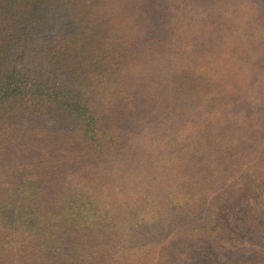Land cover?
<instances>
[{"label":"trees","instance_id":"1","mask_svg":"<svg viewBox=\"0 0 264 264\" xmlns=\"http://www.w3.org/2000/svg\"><path fill=\"white\" fill-rule=\"evenodd\" d=\"M167 1L0 0V264H264V39L187 57Z\"/></svg>","mask_w":264,"mask_h":264},{"label":"rangeland","instance_id":"2","mask_svg":"<svg viewBox=\"0 0 264 264\" xmlns=\"http://www.w3.org/2000/svg\"><path fill=\"white\" fill-rule=\"evenodd\" d=\"M212 1L215 3L210 5V0L209 5L207 4V6L205 7H201L200 5H198L197 0L167 1L171 9V17L167 27V32L173 31V33H175V35L177 36L175 37V45L173 44L172 47H182V51L186 50L188 52L187 57H190V54L192 52L194 54L198 50H204L207 52L217 50L219 47H222L225 39L226 41L231 42L230 48L234 49L236 47V49H241V47H243L248 51V54H252L256 50L261 49L259 48V41L264 39V35L263 37H261L262 22L258 21L257 19L258 5L254 0ZM263 50L261 49L259 52L262 53ZM173 51L169 55L165 56L166 58L164 61L174 62L177 59L175 58V54H172ZM247 59L250 60V58ZM188 63L193 64V61L190 59L188 60ZM161 64L163 63L154 64L152 75L149 78L151 80H148L147 83V88L149 89L147 91L144 89L147 94L150 93L151 88H157V86L159 85V78L156 77L159 76L157 73L160 71V69L164 67L163 66L161 68ZM195 65L199 66V63L194 64V66ZM186 66L188 67L192 65L187 64ZM244 67L248 69L247 66ZM228 68L229 66L224 67L222 66V64L210 66L211 70L217 71L218 76L225 78H227L229 75L228 73H226ZM263 76L264 75L260 74L257 78H255L259 79L258 84H263V81H261V78H263ZM240 77L245 78V75ZM251 94H253V92H251ZM244 95L246 97H243H245V99L247 100L241 101L238 106L234 105V107L230 109L233 111L234 115L239 117L238 123H240V131L238 132V135H243V127L241 126L243 125V121H245V118L249 117L244 114V112L247 110V103L248 100H250V97H253V106L256 107L258 105V102H255L258 98L256 94L248 96L244 93ZM230 110L228 113H231ZM200 115V121H202L204 118L202 116V113H200ZM260 119H264V117L262 115H257L255 116V118H251V121L256 125V127H258L260 126V121H262ZM174 124L175 123L172 122V126H170V128L168 127V129H172L174 127ZM244 133H246V135L253 134V132H247V129H245ZM149 144H152V142H150ZM173 231L174 230H172V233ZM164 239L165 241L169 240V236L162 235L157 241H162ZM129 241L133 242L134 240ZM188 241L190 242L191 240ZM188 241H176L175 246L172 245V247L169 246V243L168 251L170 255L175 258V260H177L176 255L179 252L189 254L201 248H206L205 245L201 243H198L199 245L195 246L191 245V243L187 244ZM213 247L216 246L213 245ZM221 247L222 248H216V252L218 250L220 256L227 255V251L230 249V246L224 244Z\"/></svg>","mask_w":264,"mask_h":264}]
</instances>
